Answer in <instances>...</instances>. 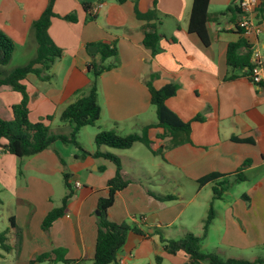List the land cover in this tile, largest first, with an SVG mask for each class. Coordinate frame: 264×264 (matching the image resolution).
I'll use <instances>...</instances> for the list:
<instances>
[{
  "label": "crops",
  "instance_id": "crops-1",
  "mask_svg": "<svg viewBox=\"0 0 264 264\" xmlns=\"http://www.w3.org/2000/svg\"><path fill=\"white\" fill-rule=\"evenodd\" d=\"M237 1L209 0L207 45L187 29L192 0H126L123 3L93 0V5L101 2L93 12V20H88L81 0L54 1L48 34L61 49V56L54 60L47 78L29 73L21 81L29 96L31 121L50 116V127L58 121L55 127L65 129V122L59 120L61 111L85 93L92 79L86 68L90 60L85 48L87 42L114 43L119 63L97 79L96 101L100 108L97 124L82 126L77 133V140L90 154L79 158L81 151L76 146L60 141L22 158L0 152V231L10 226L11 218L21 230L18 249L13 230L7 239L13 248L5 251L0 246V264H28L34 256L58 247L65 248L66 258L79 260L75 264H91L96 236V202L99 196L106 194V182L115 174L112 161L91 155L96 150L94 136L100 130L110 129L120 135L140 132L144 125L156 122V110L150 103L147 86L152 75L151 83L155 88L171 82L176 84L175 94L165 103L180 119L191 122V142L167 147L169 137L156 138L162 129L150 128L148 136L155 141L156 148L162 147V152L152 154L145 147L153 156L148 165L135 155L141 149V142L126 149L101 146L100 151L119 157L126 178L130 174L135 176L116 193L108 218L117 223L136 224L148 233L159 229L165 238L177 239L188 231L201 236L203 221L212 204L217 211L213 207L215 217L210 226L217 222L223 225V235L214 241V249L245 254L255 246L264 247V83L254 85L244 75L224 80L229 42L245 40L264 65V8L256 10L254 16V24L260 30L245 33L236 27L240 16L238 8L226 11ZM46 4L47 0H0V32L14 43L13 52L28 55L35 52L36 43L30 29ZM135 7L140 12L153 9L156 17L148 21L138 19ZM67 14H74L75 20L65 19L63 16ZM146 23L154 25L161 35L155 55L142 44ZM111 61L109 58L105 62ZM19 100L17 91L0 86V108L6 113L9 114L10 106ZM66 127L69 130V126ZM81 136L86 137L89 144L81 141ZM3 143L4 140L0 144ZM246 159H250L249 166L243 170L246 180L240 182L247 184L244 189L232 193L228 189L224 195L231 197L223 195L221 199H212V194L206 197L203 191L211 183L199 186V178L211 172H232ZM129 161L135 162L132 166L139 171L128 174L124 165ZM13 166L22 169L19 178L10 175ZM82 171H87L85 185H73L74 194L64 214L53 221L47 231L42 230L44 216L61 204L68 191L63 175H69L68 182L72 185L69 177H81ZM58 173L62 174L63 193L55 191L48 180ZM175 183L181 185V190L176 191L178 195L169 193V190L174 192ZM54 194L58 205L52 200ZM154 195L174 198L158 200ZM216 200L219 204L213 202ZM209 228L201 240V248ZM177 233L181 235L174 238ZM159 241L157 234L141 237L130 232L118 253V261L189 264L186 255L166 253ZM57 263L64 264L61 261L36 264Z\"/></svg>",
  "mask_w": 264,
  "mask_h": 264
},
{
  "label": "trees",
  "instance_id": "trees-1",
  "mask_svg": "<svg viewBox=\"0 0 264 264\" xmlns=\"http://www.w3.org/2000/svg\"><path fill=\"white\" fill-rule=\"evenodd\" d=\"M55 0H47L45 9L40 16L33 21L30 34L33 36L36 49L34 55L23 65L15 66L9 71L0 70V86H9L20 94V100L10 106V118L0 117V143L4 140L0 152L14 155L18 158L32 156L47 148L55 141L64 144H72L76 146L81 154L77 157L82 158L90 154L84 150L80 142L77 140V133L82 126L96 125L100 108L96 101L97 96V79L105 71L117 67L118 50L114 43L105 40L90 41L85 44L86 51L90 56V60L86 64L88 72L92 75L89 85L85 93L81 94L73 102L69 103L60 113L59 120L68 122L70 130L67 134L57 132L53 133L50 129L51 117L46 116L36 121L29 118L28 101L29 96L25 86L21 83L29 74H36L40 78H47L48 70L51 68L54 60L61 56V49L57 47L48 34L50 20L54 16L53 4ZM123 3L126 0H116ZM209 0H192L191 11L188 21V31L196 33L204 44H208L209 35L206 23L209 19L207 12ZM88 20H93V0H81ZM232 8L229 6L226 11ZM264 8V0H260L257 10L262 11ZM135 15L138 19L148 21L152 17H156L153 9L147 12H140L135 7ZM65 19L74 21V14L63 16ZM236 27L240 29L237 24ZM242 30V29H240ZM243 31V30H242ZM160 33L152 24H144L142 44L149 49L152 55L159 50ZM14 50V43L2 32H0V66L5 65L11 58ZM252 50L248 43L240 39L236 42H229L226 47V64L228 67L224 80H231L240 75L247 76L250 80V71L253 67L251 60ZM98 56V59L95 57ZM111 58V62H105ZM243 68L245 70L241 71ZM147 81L150 94V103L154 105L156 110V122L144 125L140 132H131L125 135L117 134L114 130H100L94 136L96 150L91 153L94 157H103L112 161L115 165V174L106 182V194L98 197L96 202V236L94 242V251L91 264H119L118 253L124 246L128 233L132 232L141 237H148L157 234L163 249L168 254L183 253L189 259V264H264V256H254L251 259L237 256H226L223 251L204 252L201 249V240L206 236L208 228L215 217V210L210 204L207 215L203 221L202 235L198 236L192 232H186L183 236L173 239L165 238L159 229L154 228L152 232L139 228L136 224H128L126 222H114L108 218V210L115 202V195L118 191L124 189L130 179L126 178L121 171V163L118 156L99 150L101 146H107L117 149H126L131 147L135 142H141L152 154H161L162 147L155 146V141L148 136L150 128H161L162 132L156 135V138L162 139L169 137L167 147H175L183 143H190L191 122L183 121L178 115L167 107L165 101L173 96L177 86L174 83H167L160 88L153 87L151 80ZM199 120V117L195 118ZM233 140H239L232 137ZM243 141L252 142L249 139ZM264 158V153L262 154ZM250 159L244 162L234 171L229 173L211 172L202 176L197 180L199 186L212 183V199L223 198L224 193L236 183L246 180L243 174L245 167L249 166ZM64 185L68 189L63 196L59 206L50 209L41 222V228L47 231L53 221L62 216L65 212L67 202L73 195V189L68 182V174L63 175ZM158 200L173 199L172 195H154ZM13 230L16 237V249L19 248L21 240V230L10 219V226L0 231V246L3 250L9 251L13 248L7 243L9 232ZM66 250L63 247L52 249L50 252L41 253L28 261V264H36L43 261L56 263L58 261L64 264H75L79 260L66 258ZM159 261V257L156 258Z\"/></svg>",
  "mask_w": 264,
  "mask_h": 264
},
{
  "label": "rangeland",
  "instance_id": "rangeland-1",
  "mask_svg": "<svg viewBox=\"0 0 264 264\" xmlns=\"http://www.w3.org/2000/svg\"><path fill=\"white\" fill-rule=\"evenodd\" d=\"M34 53L35 52L33 51L32 54L28 55V54H23L21 51L20 52L19 51L18 52H13L12 55H11V58L9 59V61L5 65L0 66V70L9 71L10 69L14 68L15 66L23 65L34 55ZM0 117L10 118L11 117V113L8 114V113L5 112L4 108H3V110H2V108H0ZM57 122L58 121H56V123L53 126L50 127L51 131L53 133H57V132L68 133V131L70 130V124L68 122H65V125L69 126V130H66L68 128L66 126H65V129L63 127H59V128L55 127ZM81 141H83L86 144H89V141L84 136H81ZM139 148H141V149H139V151H136L135 155L137 157H139V159L141 160V163H143L145 165H148V162L153 159V156L145 148L144 145H142V144L139 145ZM135 149L136 148H133L132 150H135ZM75 150L77 152H79L78 149L75 148ZM129 162L132 163V164L127 163V165H124V170H127L128 174H130L132 172H135V171H139V168H136V167L132 166V165L136 164L135 162H131V161H129ZM131 169H132V171H131ZM20 170H22L20 168V166L17 167V168H16V166H13L11 168L10 175H13L14 177L19 178L20 177V174H19ZM68 173H69V171H68ZM86 173H87V171H82V176L81 177H79L78 175L69 177L70 178V182H72V185H71L72 189L74 188V186H73L74 184L73 183L75 182V180L79 181V179H80V181H81V182L79 181L80 184L85 185L84 176H85ZM131 176L135 177L133 174H130L128 177L132 179ZM48 180H49V183L55 188L54 189L55 191L56 190H60L62 193L65 192V189H64V186H63V183H62V174H60V173L54 174L53 176L49 177ZM173 185H174V192H172V190H169V193H173L174 195H178L176 193V191L180 189L179 187L181 185L179 186V183H175ZM211 186H212V183L206 189H204L205 191H203L204 194H207L206 197L211 196V194H213V192L211 190ZM246 186H247L246 183L233 184L229 188L228 192H230V193H232L234 191L237 192L239 190L244 189ZM74 189H73V192H74ZM224 196L231 197L230 195H227V194H225ZM52 200L54 201V203H56L55 205H58V202L57 201L55 202L56 194H54ZM201 200H203V199H201ZM213 202H215L216 204H219L217 202V200L213 201ZM213 207L215 208L214 205H213ZM215 209L217 211V208H215ZM197 212L198 211L196 209L195 210V214ZM236 222L239 224V222L237 221V218H236ZM193 229H195V228H193ZM193 232L196 233V234L198 233V232H195V231H193ZM180 235L181 234L177 233L176 236H174V238H177ZM221 235H223V225L221 223H219V222L214 223L213 225H211L210 228H209V233H208L207 238L203 240V245H202V248H201L202 251H204V252L216 251V249L213 248V247H215L214 241H216ZM224 253H225V255H228V256L245 257V258L251 259L254 256H263L264 255V247L255 246L254 248H252V250H249L245 254H241V253L236 252V251H232V252L231 251H227V252H224ZM57 264H62V263H57Z\"/></svg>",
  "mask_w": 264,
  "mask_h": 264
},
{
  "label": "built area",
  "instance_id": "built-area-1",
  "mask_svg": "<svg viewBox=\"0 0 264 264\" xmlns=\"http://www.w3.org/2000/svg\"><path fill=\"white\" fill-rule=\"evenodd\" d=\"M260 0H238L237 7L239 10V19L237 21V26L243 30L245 33L258 32L260 28L254 24L255 12L258 8ZM101 6V2H97L93 7V12ZM253 62V67L250 71V81L254 85H261L264 83V65L260 61L259 54L253 52L251 56ZM75 187H79L80 183L75 182ZM119 264H125L124 261L119 260Z\"/></svg>",
  "mask_w": 264,
  "mask_h": 264
},
{
  "label": "water",
  "instance_id": "water-1",
  "mask_svg": "<svg viewBox=\"0 0 264 264\" xmlns=\"http://www.w3.org/2000/svg\"><path fill=\"white\" fill-rule=\"evenodd\" d=\"M0 145H1V144H0ZM1 146H3V145H1ZM95 213H96V214H98V212H97V211H96Z\"/></svg>",
  "mask_w": 264,
  "mask_h": 264
}]
</instances>
